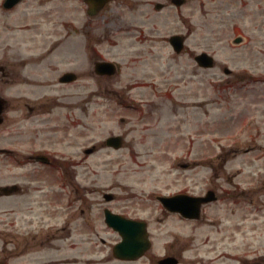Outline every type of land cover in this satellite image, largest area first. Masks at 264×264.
I'll return each instance as SVG.
<instances>
[{
  "label": "rangeland",
  "instance_id": "374dc122",
  "mask_svg": "<svg viewBox=\"0 0 264 264\" xmlns=\"http://www.w3.org/2000/svg\"><path fill=\"white\" fill-rule=\"evenodd\" d=\"M157 1L165 6L155 9ZM169 2L110 0L88 14L86 3L77 1L76 70L82 67L85 71L76 82L58 86L61 91L74 92L70 97L61 94L62 101L80 104L77 117L92 121L95 141L110 132L124 136L120 149L101 148L87 158L92 164L86 159L78 161V170L83 173L81 180L90 182L93 178L98 188L121 184L140 194L136 211L148 221L152 243L135 264H157V258L169 250V240L181 242L189 233L197 241L201 229L198 221L186 223L173 216L159 219L162 212L152 201L154 193L180 189L203 193L214 188L220 166L236 173V180L244 188L253 176L255 183L264 177V0H185L180 6ZM58 5L43 6H50L44 12L52 9L51 16L46 17L56 18V9L63 8ZM174 33L186 36L180 53H175L167 40ZM237 37L240 40L234 42ZM25 38L20 31L8 37L15 55L26 50L15 40ZM201 51L213 55V67L196 64L193 56ZM64 54L67 62L73 59L67 50L61 53V59ZM97 55L117 61L119 72L90 78L89 65L85 68L80 62ZM225 67L230 72H225ZM92 90L95 93L88 110L80 109ZM121 116L126 118L125 123L119 121ZM5 134L1 129L0 140ZM86 138L78 137V145L86 144L90 137ZM182 163L186 165L180 166ZM89 166L93 174L86 173ZM100 207L94 199L93 213L99 214ZM5 208L0 207V248L12 246H5L12 238L13 251L17 252L25 241L26 213L16 206L13 214ZM217 210L216 204H211L208 218L214 219ZM11 219H15V227L10 229L6 221ZM39 251H28L31 264L42 262L44 257L67 256L41 255ZM26 258L22 252L0 253V260L9 264H25Z\"/></svg>",
  "mask_w": 264,
  "mask_h": 264
},
{
  "label": "flooded vegetation",
  "instance_id": "af4514ba",
  "mask_svg": "<svg viewBox=\"0 0 264 264\" xmlns=\"http://www.w3.org/2000/svg\"><path fill=\"white\" fill-rule=\"evenodd\" d=\"M3 2L0 0V130L4 128L6 134L0 140V201L5 204L0 207L5 206L7 213L13 214L16 206L26 213L23 221L27 231L22 232L25 241L17 252L27 254L25 264H31L29 250H40L41 255H67L44 257L38 264H135L137 259H125L115 253L120 234L109 224L106 211L122 218L143 219L147 224L136 211L140 194L121 184L98 188L93 178L90 182L81 180L83 173L78 170V161L86 159L92 164L87 158L101 148L120 149L124 136L110 132L95 141L92 121L77 117L80 104L62 101L61 94L70 97L74 92L58 88L76 82L85 71L82 67L79 72L76 70L79 61L75 9L58 8L52 19L46 17L51 16L52 9L44 12L45 0H19L9 7ZM24 3L28 7H20ZM13 31L26 35L25 39L15 40L26 47L24 53L14 54L13 43L8 41ZM63 47L73 58L69 62L66 54L61 59ZM63 63H68L64 69ZM80 63L85 68L89 65V77L93 78V60ZM110 90L122 94L116 88ZM93 93H88L89 99L80 109L88 110ZM119 121L125 123L126 119ZM111 135L118 138L108 140ZM83 136L90 140L78 145V137ZM87 169V174H93L92 166ZM217 170L214 188L203 192L212 190L214 198L201 205L198 219L166 209L158 199L166 193H154L152 201L158 203L162 212L159 219L173 216L186 223L198 221L201 228L197 241L189 233L181 242L173 241L174 238L168 241L170 248L164 256H172L177 262L166 264H264V177L255 183L253 176L244 188L236 180V173L222 166ZM176 193L190 192L180 189ZM95 194L99 197L95 198ZM94 199L101 205L99 214L93 213ZM211 204L218 209L214 219L208 218ZM42 210L48 214L42 215ZM35 211L38 213L33 214ZM14 223L15 219L6 221L10 229ZM8 243L12 246H2L0 253H14L13 239Z\"/></svg>",
  "mask_w": 264,
  "mask_h": 264
},
{
  "label": "water",
  "instance_id": "95a60500",
  "mask_svg": "<svg viewBox=\"0 0 264 264\" xmlns=\"http://www.w3.org/2000/svg\"><path fill=\"white\" fill-rule=\"evenodd\" d=\"M86 1L90 4V10L94 12L96 8L100 7L107 0H86ZM183 1L184 0H172L173 3L178 4V5L181 4ZM169 40L176 52H179L181 48L183 47V36L175 34V35L170 36ZM234 41L235 42L239 41V38H235ZM194 58L197 61V63L201 66H211L213 64L212 56H210L206 52H201L195 55ZM107 64L108 63H105V62L96 63V68L98 71H103L102 69L105 68L104 66H107ZM108 66L110 65L108 64ZM190 198H191V202H193V200H196V201L198 200L197 198H193V197H190ZM202 199H205V198L199 197L198 201ZM162 200L165 205H167L168 207H171L169 198L165 197V198H162ZM197 205H198V202H197ZM177 209H179L180 211H183L181 208H177ZM196 211L197 209L195 207L194 215H196ZM121 234H122L123 240L117 246L118 251L122 253L121 255L131 256V257L139 255L149 245V241L145 236L146 234L145 230L142 228V226H141L140 232L137 234H135L134 231H132V229L129 230L128 228H122ZM134 237L137 238V243H133ZM159 262L166 264V263H175L176 261L172 257H165L161 259Z\"/></svg>",
  "mask_w": 264,
  "mask_h": 264
}]
</instances>
